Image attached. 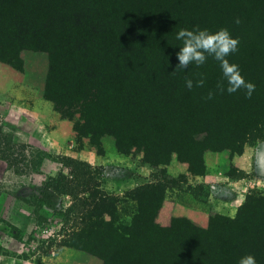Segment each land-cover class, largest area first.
<instances>
[{"label":"trees","instance_id":"obj_1","mask_svg":"<svg viewBox=\"0 0 264 264\" xmlns=\"http://www.w3.org/2000/svg\"><path fill=\"white\" fill-rule=\"evenodd\" d=\"M196 27L227 28L239 39L228 59L255 84L251 97L244 88L228 93L211 57L177 67L176 32ZM26 50L48 55L44 94L62 119L74 121L78 144L88 138L104 155L103 140L113 137L118 153L143 154L161 172L158 182L134 190L135 205L124 208L127 198L99 189L105 167L59 159L63 168L20 200L36 210L38 222L48 210L72 222L61 248L127 264H237L246 254L264 264V191L250 192L235 217L212 211L207 228L185 216L172 217L167 227L157 223L166 193L178 185L166 170L174 155L200 177L208 172L207 153L228 151L232 160L264 141V0H0V62L24 73ZM6 141L0 158L12 169L23 162L38 172L50 158L43 151L16 156ZM199 188L205 201L215 192ZM1 222L11 237L25 236ZM0 253L8 251L0 245Z\"/></svg>","mask_w":264,"mask_h":264},{"label":"rangeland","instance_id":"obj_2","mask_svg":"<svg viewBox=\"0 0 264 264\" xmlns=\"http://www.w3.org/2000/svg\"><path fill=\"white\" fill-rule=\"evenodd\" d=\"M22 57L25 61L24 73L0 62V142L11 140L16 156L43 151L50 158L38 172L26 167L23 162L17 166L18 169H12L0 158V198L5 206L0 213V228L7 230L6 225L1 222L4 220L11 222L25 234L18 241L16 232H12L11 237L9 228L8 231L0 229V245L8 251L7 255L0 253V264H127L115 260L103 261L74 249L61 248L59 243L71 232L72 222H64V218L52 210H48V213L41 212L46 218L39 219L38 222L35 219L36 210L20 199L28 198L43 179L62 169L59 161L62 157L84 162L94 169L105 167L107 176L98 179L99 189L104 193L127 198L128 205L124 204V208L135 205L131 200L134 190L158 182L161 172L150 169L143 161V154L134 152L125 156L118 153L113 137L104 138V155L97 153L88 138L78 144L73 129L74 121L62 119L44 94L48 55L26 50ZM76 117L77 120L84 121L86 115L80 113ZM259 152L262 156L258 155ZM237 158H240V168L234 163ZM237 158L232 162L228 151L207 153L208 172L212 176L207 184L192 177L188 172V165L180 163L174 155L166 170L178 185L166 193L163 212L165 219H169V214L174 217L172 208L177 205L194 214L191 220L200 221L205 214L209 222L212 211L235 217L239 206L250 192L264 191V141L246 145L244 153ZM203 184L215 188V192L206 201L199 188ZM238 195L241 196V203L232 202ZM63 204L67 207L70 198H64ZM194 220L192 221L195 222ZM157 223L163 226L158 218ZM195 223L203 228L208 226V223L206 226Z\"/></svg>","mask_w":264,"mask_h":264},{"label":"clouds","instance_id":"obj_3","mask_svg":"<svg viewBox=\"0 0 264 264\" xmlns=\"http://www.w3.org/2000/svg\"><path fill=\"white\" fill-rule=\"evenodd\" d=\"M239 23L237 19L235 21ZM176 39L181 41L179 51L175 53L178 60V68L185 69L195 63L197 66L203 65L209 57L218 62L224 79L227 81V92L234 93L241 88L246 89V95L251 97L255 90V84L246 82L241 75L239 65L230 62L228 57L238 51L239 39L234 37L227 28L211 30L208 28L196 27L194 29L180 28L176 32ZM203 84L204 81H198ZM185 86L189 89L193 87V81L186 79ZM223 90V85H218ZM211 98V93L209 94ZM237 264H257L256 257L252 254L241 256Z\"/></svg>","mask_w":264,"mask_h":264},{"label":"crops","instance_id":"obj_4","mask_svg":"<svg viewBox=\"0 0 264 264\" xmlns=\"http://www.w3.org/2000/svg\"><path fill=\"white\" fill-rule=\"evenodd\" d=\"M258 155H260V156H262V153L261 152H259L258 153ZM238 157V156H237ZM237 157H235L234 159H232V162H233V160H235ZM230 159V158H229ZM261 159V158H260ZM231 160V159H230ZM234 163H236V166L238 167V168H240V158L238 159H236L235 161H234ZM206 164H207V167L209 166V163L208 162H206ZM208 171H209V168H208ZM212 176H211V174L209 173V172H207V174H206V176H202V177H196L197 179H200L201 180V182H205V183H209V180H210V178H211ZM240 198H241V196H236L234 199H232L231 201L232 202H238V203H241V200H240ZM231 202V203H232ZM227 203V202H226ZM164 209H165V203H164V205H163V207H162V209H161V211H160V214H159V217H158V220L161 222V224L163 225V226H168L169 224H170V221H171V216H170V214H169V219H165V216L163 215V212H164ZM190 213H192L190 210H188V209H186V208H183L182 206H173V208H172V215H174V216H186V217H188V218H191V217H194V214H190ZM164 218V219H163ZM167 218V217H166ZM162 220V221H161ZM192 220H194V219H192ZM195 222H197L198 224H200V225H202V226H206L207 225V223H208V218H207V215H202L201 216V219H200V221H196V220H194Z\"/></svg>","mask_w":264,"mask_h":264}]
</instances>
